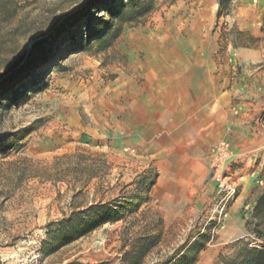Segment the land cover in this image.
I'll return each instance as SVG.
<instances>
[{
    "label": "rangeland",
    "instance_id": "obj_1",
    "mask_svg": "<svg viewBox=\"0 0 264 264\" xmlns=\"http://www.w3.org/2000/svg\"><path fill=\"white\" fill-rule=\"evenodd\" d=\"M89 1L0 0V264H169L194 243V264H221L237 241L264 247V0H152L137 24L110 14L113 0ZM89 19L94 30L81 34ZM234 29L258 38L254 61L239 55ZM188 45L227 84L220 113L243 152L235 176L224 165L229 198L210 156L162 164L159 118L144 123L161 64L186 59ZM200 168L196 207L185 183ZM148 170L156 178L140 208L49 252L61 221L123 202Z\"/></svg>",
    "mask_w": 264,
    "mask_h": 264
},
{
    "label": "crops",
    "instance_id": "obj_2",
    "mask_svg": "<svg viewBox=\"0 0 264 264\" xmlns=\"http://www.w3.org/2000/svg\"><path fill=\"white\" fill-rule=\"evenodd\" d=\"M253 48L242 47L239 55L247 62L254 61L251 58L257 54L251 50ZM201 51L199 46L188 45L184 51H178L188 52L186 59L161 64L156 84L158 88L153 89L157 97L153 95L145 102L151 104L142 106L144 123L147 125L148 121L159 118V134L155 133L152 143L162 164L204 165L210 156V148L221 140H228L232 153L225 168L229 175L235 176L237 172L233 167L241 161L243 152L239 153L235 148L239 146L238 142L237 145L235 142L232 144V139L238 138V134L230 132L229 124L220 113L224 111L221 110V101L226 98L224 87L227 84L212 74L214 62L206 55L202 58ZM171 65L172 75L167 76ZM134 125L138 126L136 122ZM203 174L204 169L200 168L189 171L186 178L185 187L189 196L195 198L193 205L196 207L202 206L204 194L200 181Z\"/></svg>",
    "mask_w": 264,
    "mask_h": 264
},
{
    "label": "trees",
    "instance_id": "obj_3",
    "mask_svg": "<svg viewBox=\"0 0 264 264\" xmlns=\"http://www.w3.org/2000/svg\"><path fill=\"white\" fill-rule=\"evenodd\" d=\"M97 0H90L85 5V9L93 7L94 10L97 7ZM230 0H219V4L228 3ZM152 0H113L110 5L105 8L110 14H115L116 18L120 22H125L128 24H137L143 18H145L149 12L152 10ZM77 16L72 18L76 19ZM220 17V14H219ZM86 19V18H85ZM85 21V20H84ZM95 19L87 20L85 27L78 24L77 29H80V33H84V30L93 31L95 28ZM85 28V29H84ZM101 32L100 36L93 38L86 46L93 44L92 42H97L101 44L103 39L111 32L112 28L108 26ZM118 29V28H117ZM237 39L234 41L235 48H253L257 46L258 38H254L245 31L236 30ZM94 36V35H92ZM58 69L62 65L57 64ZM4 99L0 97V101ZM2 102H0V105ZM156 174H152V171L148 170L137 180V191L135 194L131 195L123 202H113V203H102L100 205H89L83 211L72 212L70 216L61 221V232L56 234L55 232L49 237L48 244L50 249L49 252H54L60 246L66 245L73 240H76L83 235H86L93 230L100 228L103 224L110 223L113 224L123 217L125 213H133L138 208L141 207L149 198V193L155 182ZM196 243L192 245L194 247ZM236 247V251L229 258H222L221 264H264V247L254 248L249 247L241 241H237L233 244ZM191 247V249H192ZM191 249L186 250L178 258H175L172 263L169 264H194L196 262L195 255H191Z\"/></svg>",
    "mask_w": 264,
    "mask_h": 264
},
{
    "label": "built area",
    "instance_id": "obj_4",
    "mask_svg": "<svg viewBox=\"0 0 264 264\" xmlns=\"http://www.w3.org/2000/svg\"><path fill=\"white\" fill-rule=\"evenodd\" d=\"M210 166L214 171V176L216 177V179L219 181L218 186H220V188L224 189L229 188V192H228V198H229V194H234L235 190L233 187L227 185L225 179L227 178V174H224L225 172V162L227 161V159L231 156V150H230V144L228 142V140L224 139L221 140L219 142H217L216 144H214L211 148H210ZM225 210V204L222 206L221 208V212H223Z\"/></svg>",
    "mask_w": 264,
    "mask_h": 264
}]
</instances>
